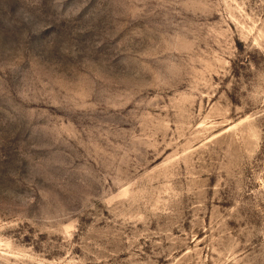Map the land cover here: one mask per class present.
Masks as SVG:
<instances>
[{
    "label": "rangeland",
    "instance_id": "374dc122",
    "mask_svg": "<svg viewBox=\"0 0 264 264\" xmlns=\"http://www.w3.org/2000/svg\"><path fill=\"white\" fill-rule=\"evenodd\" d=\"M0 264H264V0H0Z\"/></svg>",
    "mask_w": 264,
    "mask_h": 264
}]
</instances>
